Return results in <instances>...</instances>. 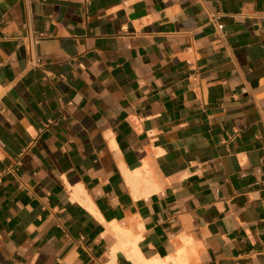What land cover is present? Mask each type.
<instances>
[{
    "label": "crops",
    "instance_id": "crops-1",
    "mask_svg": "<svg viewBox=\"0 0 264 264\" xmlns=\"http://www.w3.org/2000/svg\"><path fill=\"white\" fill-rule=\"evenodd\" d=\"M138 253L264 264V0H0V264Z\"/></svg>",
    "mask_w": 264,
    "mask_h": 264
},
{
    "label": "bare ground",
    "instance_id": "bare-ground-1",
    "mask_svg": "<svg viewBox=\"0 0 264 264\" xmlns=\"http://www.w3.org/2000/svg\"><path fill=\"white\" fill-rule=\"evenodd\" d=\"M135 251H136V249H135ZM132 252H134V251H132ZM138 254H139V256H137L134 259L135 264H186L188 262V261H186L187 259L185 258L186 255H184V253L182 255L179 254L178 256L176 255V257H169L167 259H159V257H156L153 259L152 258L145 259L140 255V253H138ZM134 255H136V254H134Z\"/></svg>",
    "mask_w": 264,
    "mask_h": 264
},
{
    "label": "built area",
    "instance_id": "built-area-1",
    "mask_svg": "<svg viewBox=\"0 0 264 264\" xmlns=\"http://www.w3.org/2000/svg\"><path fill=\"white\" fill-rule=\"evenodd\" d=\"M217 26H218V27H222V23H218ZM37 36H38V35H37ZM37 36H35V37L33 36V37L28 41V47H29V48L32 46V44L34 43L35 38H36Z\"/></svg>",
    "mask_w": 264,
    "mask_h": 264
}]
</instances>
